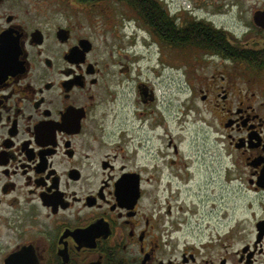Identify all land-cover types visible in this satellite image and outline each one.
Returning a JSON list of instances; mask_svg holds the SVG:
<instances>
[{"label": "flooded vegetation", "instance_id": "obj_1", "mask_svg": "<svg viewBox=\"0 0 264 264\" xmlns=\"http://www.w3.org/2000/svg\"><path fill=\"white\" fill-rule=\"evenodd\" d=\"M0 264H264V0H0Z\"/></svg>", "mask_w": 264, "mask_h": 264}, {"label": "rangeland", "instance_id": "obj_2", "mask_svg": "<svg viewBox=\"0 0 264 264\" xmlns=\"http://www.w3.org/2000/svg\"><path fill=\"white\" fill-rule=\"evenodd\" d=\"M156 65L154 68V82L160 97H162L164 110L168 106L170 107L168 115L171 118L174 116V98H177L179 110L178 127L177 130H172L171 134L179 144L180 162L190 163L194 168L201 164L200 177L205 178L211 172L212 160L220 157L222 153L220 146L211 133L212 130L208 128L207 120H210V116L204 115L200 117L196 111L192 110L193 106L191 104L193 101L189 99L186 89L188 88V81L181 68V63L179 72L173 62L166 61L165 64L158 63ZM168 138L164 133V150L166 149ZM174 171H177V169Z\"/></svg>", "mask_w": 264, "mask_h": 264}, {"label": "trees", "instance_id": "obj_3", "mask_svg": "<svg viewBox=\"0 0 264 264\" xmlns=\"http://www.w3.org/2000/svg\"><path fill=\"white\" fill-rule=\"evenodd\" d=\"M189 35L188 34H180L177 38L180 40H186L188 39ZM205 40L209 41L211 40V37H205Z\"/></svg>", "mask_w": 264, "mask_h": 264}]
</instances>
